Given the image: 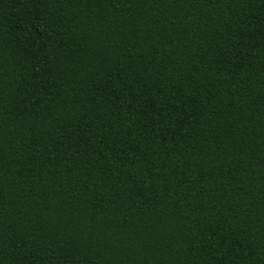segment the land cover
<instances>
[{
	"label": "trees",
	"instance_id": "obj_1",
	"mask_svg": "<svg viewBox=\"0 0 264 264\" xmlns=\"http://www.w3.org/2000/svg\"><path fill=\"white\" fill-rule=\"evenodd\" d=\"M0 264H264V0H0Z\"/></svg>",
	"mask_w": 264,
	"mask_h": 264
}]
</instances>
